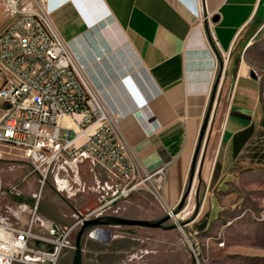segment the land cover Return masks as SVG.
I'll list each match as a JSON object with an SVG mask.
<instances>
[{
	"label": "crops",
	"instance_id": "0c3cea01",
	"mask_svg": "<svg viewBox=\"0 0 264 264\" xmlns=\"http://www.w3.org/2000/svg\"><path fill=\"white\" fill-rule=\"evenodd\" d=\"M195 1L197 14L186 7L193 0H49L60 37L120 118L129 154L148 173L163 169L169 206L184 192L215 85L220 127L202 177L220 191L245 169L264 170V0ZM76 171L79 205H87L92 172L87 163ZM218 208L211 205L210 216Z\"/></svg>",
	"mask_w": 264,
	"mask_h": 264
},
{
	"label": "built area",
	"instance_id": "2783aa9c",
	"mask_svg": "<svg viewBox=\"0 0 264 264\" xmlns=\"http://www.w3.org/2000/svg\"><path fill=\"white\" fill-rule=\"evenodd\" d=\"M2 6L7 23L0 31V147L16 150L28 160L27 176H38L39 190L23 225L0 218V264H56L80 219L53 238L33 233L50 170L56 171L58 191L68 189L69 173L75 178L79 164L87 163L91 172L105 176L101 190L108 199L85 216L77 213L85 218L107 215L102 213L109 206L146 182L158 178L162 183L164 172L144 171L129 154L117 127L120 118L89 84L60 37L50 18L49 0H2ZM186 7L197 14L195 0ZM227 60L220 53L223 70ZM63 118L69 124H61ZM59 172L63 176L58 178Z\"/></svg>",
	"mask_w": 264,
	"mask_h": 264
},
{
	"label": "rangeland",
	"instance_id": "374dc122",
	"mask_svg": "<svg viewBox=\"0 0 264 264\" xmlns=\"http://www.w3.org/2000/svg\"><path fill=\"white\" fill-rule=\"evenodd\" d=\"M1 9L0 19L5 16L2 6ZM219 118V112L214 114L213 110L204 161L213 158ZM211 168L208 166L207 169ZM28 171V160L20 152L0 147V218L7 223L23 225L29 218L39 181L35 174L27 176ZM55 174L54 169L48 172L33 225L34 234L47 238L60 235L64 229L52 216L59 215L71 225L78 220L77 213L85 216L108 199L101 190L107 179L98 172H92L91 182L86 183L91 194L90 203L82 206L79 202L83 192H79L76 178L69 173L68 189L58 191L54 184ZM62 176L59 172L58 178ZM213 185L211 180L207 181L202 174L199 179L195 173L177 221L191 213L196 201L199 209L196 217L185 226L170 231L112 227L108 228L111 235L107 242L84 236L82 264H264V170L245 169L224 182L220 191ZM186 187L187 181L184 192ZM20 204L25 206L24 210L18 209ZM211 205L219 208L210 216ZM47 206L51 214L47 213ZM172 207L162 194L161 181L155 178L131 192L126 199L109 206L102 214L155 220ZM203 221L205 228L200 230L198 225ZM172 223L174 221L170 219L168 224ZM78 228L79 225L67 236L56 264H70L71 247Z\"/></svg>",
	"mask_w": 264,
	"mask_h": 264
},
{
	"label": "water",
	"instance_id": "95a60500",
	"mask_svg": "<svg viewBox=\"0 0 264 264\" xmlns=\"http://www.w3.org/2000/svg\"><path fill=\"white\" fill-rule=\"evenodd\" d=\"M251 77L253 79L256 78L253 71H251ZM215 90L216 85L213 87L209 105L199 130L197 143L192 155L188 171L187 187L185 192L182 193L176 205L172 207L169 213H166L164 216L155 220L131 219L115 215H101L94 218H85L78 214V218L80 219V226L74 237L73 253L70 264H82V243L84 236L91 240L94 239L107 242L111 235V230H109L108 228L139 227L146 229H160L164 231H170L178 227L185 226L188 222L192 221L196 217L199 209V204L197 201L195 203V207L192 208L191 213L187 217L177 221L176 223L174 222L172 224H168V221L171 219V215L178 216L181 213L182 207L185 203L195 173L200 179L204 161V153L207 141L209 139L211 126L213 123L212 103ZM91 234H93V236Z\"/></svg>",
	"mask_w": 264,
	"mask_h": 264
},
{
	"label": "bare ground",
	"instance_id": "6f19581e",
	"mask_svg": "<svg viewBox=\"0 0 264 264\" xmlns=\"http://www.w3.org/2000/svg\"><path fill=\"white\" fill-rule=\"evenodd\" d=\"M63 121H67L66 123H68L69 122V120H68V118H63L62 119ZM61 120V121H62ZM69 124V123H68ZM75 129H76V131H77V128L75 127ZM80 140V139H79ZM79 140H77V142H79ZM197 175V174H196ZM167 211V213H169L171 210L170 209H167L166 210ZM171 217V220H173L175 223L177 222V219H178V217H179V215L178 216H173V215H171L170 216ZM92 236H93V234H91Z\"/></svg>",
	"mask_w": 264,
	"mask_h": 264
},
{
	"label": "trees",
	"instance_id": "16d2710c",
	"mask_svg": "<svg viewBox=\"0 0 264 264\" xmlns=\"http://www.w3.org/2000/svg\"><path fill=\"white\" fill-rule=\"evenodd\" d=\"M198 228L200 230L204 229L205 228V222L203 221L201 224L198 225Z\"/></svg>",
	"mask_w": 264,
	"mask_h": 264
},
{
	"label": "flooded vegetation",
	"instance_id": "af4514ba",
	"mask_svg": "<svg viewBox=\"0 0 264 264\" xmlns=\"http://www.w3.org/2000/svg\"><path fill=\"white\" fill-rule=\"evenodd\" d=\"M92 264V263H91Z\"/></svg>",
	"mask_w": 264,
	"mask_h": 264
}]
</instances>
